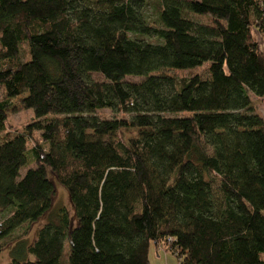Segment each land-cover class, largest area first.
<instances>
[{
	"label": "trees",
	"instance_id": "1",
	"mask_svg": "<svg viewBox=\"0 0 264 264\" xmlns=\"http://www.w3.org/2000/svg\"><path fill=\"white\" fill-rule=\"evenodd\" d=\"M152 12L147 0H0V251L40 223L7 264H148L151 245L176 264H264L251 98L264 101V0ZM204 64V78L173 74ZM19 97L32 120L11 129ZM133 128L127 146L112 140ZM55 183L69 209L53 205Z\"/></svg>",
	"mask_w": 264,
	"mask_h": 264
},
{
	"label": "rangeland",
	"instance_id": "2",
	"mask_svg": "<svg viewBox=\"0 0 264 264\" xmlns=\"http://www.w3.org/2000/svg\"><path fill=\"white\" fill-rule=\"evenodd\" d=\"M158 1L159 0H147V12L148 13L153 14L152 11L156 7ZM188 19L196 23H201V24L208 23V21L204 17H196V16L188 15ZM259 46L261 50L264 49V43L262 41L260 42ZM206 66L207 65L204 64L199 68H195L192 70H186L184 72L173 73V74L176 78H189L190 76L194 74H198L199 76L204 78L206 76ZM91 78L94 81H98V82L103 80L102 77L97 74H92ZM123 81L128 82V83H139L140 81H142V78L127 76L124 78ZM2 97H3V90L0 87V100L2 99ZM22 97L12 99L10 108L6 110V125L7 127L11 129H20L22 126H24L25 124L29 123L32 120V112L31 111L27 112L23 110L18 103V101ZM251 98H252L255 113H259L261 117L264 119V108L262 107V104L261 103L259 104L258 101L255 100V98L253 97ZM96 115H99L100 117L107 118V119L112 118V117L119 118V115L114 116V114H111L108 110L98 111L96 112ZM137 132L138 130L134 128L133 129H121L117 133H115V135L112 137V140L119 141L122 144L127 146L130 140L135 139L137 137ZM35 136L37 137V134ZM27 147L28 148L30 147V143H28ZM29 167H32V166H29ZM27 168L20 170V176L23 175V173L25 172ZM54 187H55V196L53 200V205L55 207L64 206L67 209H69L68 200H67L64 190L57 183L54 184ZM39 225L40 223L33 224V225H22L20 229H18L12 235L11 239L9 240L6 239L3 241L2 250L0 251V264H7L10 260V257L18 255L19 248L15 247L10 252V249L12 248L16 240L18 238L24 239L26 243L27 242L29 243L33 239V235H34L33 233L37 229V227H39ZM166 254L168 256V259L171 260V264H176V259L169 253H166Z\"/></svg>",
	"mask_w": 264,
	"mask_h": 264
},
{
	"label": "crops",
	"instance_id": "3",
	"mask_svg": "<svg viewBox=\"0 0 264 264\" xmlns=\"http://www.w3.org/2000/svg\"><path fill=\"white\" fill-rule=\"evenodd\" d=\"M258 115L261 117L259 113ZM261 119L264 123V119L262 117ZM166 253L168 252L164 251L162 248L151 245L147 252L148 264H171V260L168 259Z\"/></svg>",
	"mask_w": 264,
	"mask_h": 264
},
{
	"label": "built area",
	"instance_id": "4",
	"mask_svg": "<svg viewBox=\"0 0 264 264\" xmlns=\"http://www.w3.org/2000/svg\"><path fill=\"white\" fill-rule=\"evenodd\" d=\"M262 51H264V49ZM261 104H262V107L264 108V101H262Z\"/></svg>",
	"mask_w": 264,
	"mask_h": 264
}]
</instances>
